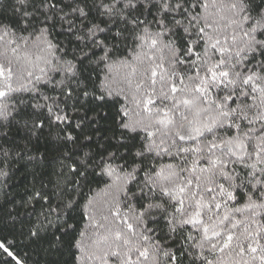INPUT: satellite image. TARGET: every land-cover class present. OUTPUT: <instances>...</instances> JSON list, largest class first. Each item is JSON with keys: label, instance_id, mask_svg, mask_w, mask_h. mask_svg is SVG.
I'll list each match as a JSON object with an SVG mask.
<instances>
[{"label": "snow or ice", "instance_id": "snow-or-ice-1", "mask_svg": "<svg viewBox=\"0 0 264 264\" xmlns=\"http://www.w3.org/2000/svg\"><path fill=\"white\" fill-rule=\"evenodd\" d=\"M0 264H264V0H0Z\"/></svg>", "mask_w": 264, "mask_h": 264}, {"label": "trees", "instance_id": "trees-1", "mask_svg": "<svg viewBox=\"0 0 264 264\" xmlns=\"http://www.w3.org/2000/svg\"><path fill=\"white\" fill-rule=\"evenodd\" d=\"M20 179H21V177H14L13 183H19ZM31 256H32L33 261H35V259H37V255L35 252L31 253ZM65 258H67V257H65Z\"/></svg>", "mask_w": 264, "mask_h": 264}]
</instances>
